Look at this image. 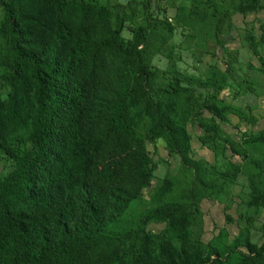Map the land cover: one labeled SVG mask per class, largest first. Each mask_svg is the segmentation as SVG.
I'll use <instances>...</instances> for the list:
<instances>
[{
	"label": "trees",
	"instance_id": "trees-1",
	"mask_svg": "<svg viewBox=\"0 0 264 264\" xmlns=\"http://www.w3.org/2000/svg\"><path fill=\"white\" fill-rule=\"evenodd\" d=\"M0 7L11 57L10 73L4 80L10 89L7 104L0 101V151L14 164L0 177V264H122L119 254L104 255L95 262L93 253L101 239H110L109 227L150 184L154 163L145 153V139L162 138L170 154L179 153L180 128L172 118L170 103L154 101L152 108H145L146 113L154 114V124L144 136L138 132L140 92L153 99L146 87L155 77L144 64L140 47L154 25L139 27L132 41L109 28L97 38L82 27L88 26L83 2L63 0L54 8L45 4L38 14L19 13L6 0H0ZM262 10L250 7L239 13ZM68 14L81 21L74 31L65 21ZM224 23L229 22H221L220 28ZM260 43L264 45V27ZM255 45L252 38L254 49ZM103 52L111 53L120 63L113 95L102 84ZM232 61H236L234 57L226 61L227 69ZM220 76L227 81L228 72ZM170 81L169 89H184L176 76ZM217 83L208 79L202 86L215 95L220 91ZM204 108L220 120L228 111L213 104ZM29 114L28 147L21 151L23 138L17 134L25 129ZM107 134L137 145L140 172L127 184L116 182L117 171L111 161L105 165L96 162ZM209 141L205 138L202 142ZM251 142L264 145V132ZM182 158L188 165L185 156ZM258 195L264 201V192ZM205 199L217 201L213 196ZM199 202L193 197L185 211L175 206L154 209L146 213L143 223L151 219L177 222L197 211ZM135 235L141 245L133 250L131 264H179L173 244L158 245L154 236ZM246 248L244 264H264V243L260 247L247 243ZM230 254L210 247L193 264H224Z\"/></svg>",
	"mask_w": 264,
	"mask_h": 264
},
{
	"label": "rangeland",
	"instance_id": "rangeland-1",
	"mask_svg": "<svg viewBox=\"0 0 264 264\" xmlns=\"http://www.w3.org/2000/svg\"><path fill=\"white\" fill-rule=\"evenodd\" d=\"M6 1L19 13L38 14L45 4L53 7L63 0ZM74 1L85 6L88 26L82 27L91 37L99 38L109 28L118 30L125 41H132L139 27L154 25L145 45L140 47L144 64L155 77L146 87L153 99L140 92L138 132L144 136L153 126L154 114L146 113L145 108H152L154 101L173 106L172 118L180 128L176 154H170L162 138L145 139V153L154 163L150 184L142 189L141 198L109 227L110 239L100 240L93 253L94 261L119 254L122 264H131L133 250L141 245L135 235L138 233L143 238L154 236L158 245L173 244L179 264H193L210 247L223 254L231 251L224 264L246 263V244L260 247L264 243V201L258 195L264 192V145L251 142L264 132V45L260 43L264 10L250 15L239 10L264 9V0ZM1 20L0 7V101L6 105L10 89L4 80L10 73L11 57ZM65 21L72 31L81 24L73 14L66 15ZM225 21L228 25L224 23L220 28ZM233 57L236 61L227 69L225 63ZM100 60L104 67L102 84L113 95L120 63L108 52L101 53ZM226 71L228 79L223 81L220 74ZM173 76L184 89L168 88ZM208 79L219 82L220 91L215 95L202 86ZM210 104L227 108L226 118L220 120L205 111L204 107ZM200 108L203 115H199ZM29 128L30 114L25 129H19L17 134L23 138L21 151L28 147L25 138ZM205 138L210 141L203 143ZM137 156L136 143L107 134L96 162L105 165L111 161L116 166V182L127 184L129 178L139 175ZM182 156L188 165H184ZM193 163L198 168L192 169ZM13 166V161L0 151V177ZM209 196L217 201L205 199ZM193 197L200 201L199 207L187 218L173 223L153 219L143 223L146 213L157 208L175 206L189 210Z\"/></svg>",
	"mask_w": 264,
	"mask_h": 264
},
{
	"label": "crops",
	"instance_id": "crops-1",
	"mask_svg": "<svg viewBox=\"0 0 264 264\" xmlns=\"http://www.w3.org/2000/svg\"><path fill=\"white\" fill-rule=\"evenodd\" d=\"M251 13H248L247 15H250ZM213 202V201H212Z\"/></svg>",
	"mask_w": 264,
	"mask_h": 264
}]
</instances>
